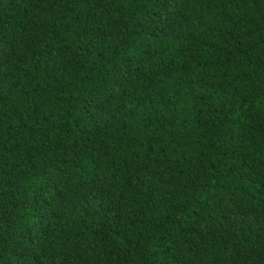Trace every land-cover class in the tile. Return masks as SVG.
<instances>
[{"label":"trees","instance_id":"16d2710c","mask_svg":"<svg viewBox=\"0 0 264 264\" xmlns=\"http://www.w3.org/2000/svg\"><path fill=\"white\" fill-rule=\"evenodd\" d=\"M0 264H264V0H0Z\"/></svg>","mask_w":264,"mask_h":264}]
</instances>
